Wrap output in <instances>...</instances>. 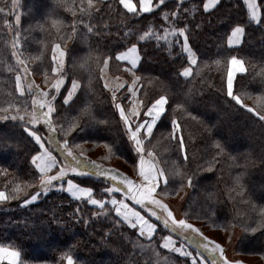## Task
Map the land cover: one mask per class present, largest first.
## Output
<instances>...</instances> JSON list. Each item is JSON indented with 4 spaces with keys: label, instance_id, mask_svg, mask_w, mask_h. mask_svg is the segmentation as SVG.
<instances>
[{
    "label": "trees",
    "instance_id": "obj_1",
    "mask_svg": "<svg viewBox=\"0 0 264 264\" xmlns=\"http://www.w3.org/2000/svg\"><path fill=\"white\" fill-rule=\"evenodd\" d=\"M203 2L165 0L153 12L133 16L119 0H92L91 6L88 0H63V6L61 0H0V116L32 112L34 94L25 87L21 92L16 77L48 79L51 85L56 78L51 71L52 52L60 44L67 52L61 92L66 95L72 80L80 87L69 104H63L61 97L57 102L61 116L52 117L57 139L67 138L74 153L83 151L88 157L104 147L101 164L109 168L112 161L132 166L129 145L121 140L123 125L118 112H113L101 68L108 60L112 75L128 77L127 64L118 61L115 53L137 44L141 60L134 71L141 84L139 98L150 103L161 95L168 97L165 117L181 125L184 137L187 159L177 149L171 127L156 129L148 143L171 175L167 189L178 194L191 176L194 191L184 206L186 220H201L224 231L231 223L242 231L236 247L239 254L264 260V227H258L264 213V122L248 110L264 115V6L257 23L248 14L245 0H220L208 12ZM177 3H181V19L193 22L188 35L198 50L195 66L186 62L177 43L182 37L158 38L169 28L163 13L176 11ZM194 23L200 27L193 30ZM236 24L245 28V34L241 45L233 47L227 44V35ZM146 31L150 35L141 40ZM232 55L245 63L246 71L236 77L234 95H240L248 108L224 99L219 91L226 78L225 58L230 60ZM185 67L192 68L189 77L182 75ZM28 127L24 120H0V191L10 196L19 189L16 199L0 201V245L20 251L23 264H67L68 255L74 264H154L141 252L145 238L137 229L127 222L115 224L118 217L110 205L102 209L87 199H74L66 191V181L63 189L41 192L37 201L22 204L39 188L38 176L33 175L38 169L31 163L32 149L38 145ZM65 129H71L67 137ZM237 176L242 178L240 185ZM70 178L82 187H92L97 199L110 197L102 195L111 185L104 177ZM157 198L162 199L160 194ZM176 262L190 264L182 258Z\"/></svg>",
    "mask_w": 264,
    "mask_h": 264
},
{
    "label": "snow or ice",
    "instance_id": "obj_2",
    "mask_svg": "<svg viewBox=\"0 0 264 264\" xmlns=\"http://www.w3.org/2000/svg\"><path fill=\"white\" fill-rule=\"evenodd\" d=\"M89 6L92 5V0H88ZM119 3L133 16L137 12L141 13H151L154 8H158L160 5L165 4V0H157L154 4L153 0H138L139 7L132 3V0H119ZM182 3V0H181ZM181 3L176 4V11L164 12L163 20L168 22L169 28L163 29L162 39H167L168 35L171 34L176 37H182V42L177 39V43L184 54H186V62L190 63L191 66L197 65V55L198 50L189 43L188 28L189 24H192V20L185 22L181 19ZM220 3V0H206L202 3L203 10L208 12V10L215 8ZM247 4L248 14L250 17L260 22V17L258 10L264 6V0L261 3H257V0H245ZM61 6H63V0H61ZM195 8V5H193ZM2 11V9H0ZM189 10L184 9L187 13ZM171 17V19H170ZM20 17L16 16V23H19ZM83 23V20L80 21ZM183 24V26H178ZM200 23L193 24V30L199 28ZM91 31V27H89ZM73 33H75V28H73ZM152 35H157L156 33H151ZM245 34V28L240 24L231 27L230 35H227L228 45H240ZM150 35L149 32H144L140 37L144 40ZM15 47V45L13 46ZM67 52L61 47L60 44H56L52 52V61L54 66L51 71L56 73L54 83L51 84V92H45L39 89L38 86L33 88L32 84L28 85V88L36 92L40 99H33L32 103L34 106H38L39 112H37L36 107L29 114L30 124H43L47 126V129L53 135L45 141L43 136L40 134L41 129H36L33 131L31 127L28 128L30 135L34 138L36 145L38 147H33V155L31 157V163L35 169H38V173H34V177L38 176L39 188L30 195L28 199H24L22 204L24 206L29 205L31 202L37 201L41 192L47 193L54 188L63 189L65 181L67 183V191L72 197L83 200L87 198V202L93 206H100L104 208L106 203L110 202L112 209L114 210L117 219L114 223L119 225L127 222L132 229H139V235L144 236L147 234L149 237L157 229V224L152 222L146 213H150L151 217H155L157 221L162 222L165 229H170L175 232L177 226L180 229H187L193 233L197 234L194 242L196 244V249L199 250L197 254H193L192 251L187 250V248L181 244L180 247H175V241L172 236H167L164 238V247H173L175 252L181 253L184 257L191 258V264H233L232 261L228 259L225 255V248L214 239L210 240L204 233L193 224L188 223L185 219H178L173 210L163 202L162 199H158L157 188H160L161 193L165 192L169 185V177L165 175V170L161 168L156 163V157L154 153L147 152L145 148V141L153 137L154 129L158 128H168L171 127V135L174 136L176 140L177 149L181 152H185V143L183 134L180 133L181 125L176 120H171L169 123L165 117L166 108L168 105V97L161 95L154 102L145 103L135 99L136 96V83L133 81L132 87L126 89L124 93H121L118 98L116 95V90L111 91L110 104L114 105L113 112H118V118L123 123V128L121 129V140L129 145L128 148V160L132 163L134 173L138 168V177L133 180L129 176L123 175L115 169L106 168L102 165L97 164L93 160L85 159L83 151L79 153H74L72 147L69 144V140L64 138L59 140L54 135L56 133V127L52 119L53 115L58 118L61 116L59 108L61 105L57 104V97L60 96L63 104H68L69 101L76 94L79 84L76 80L71 81L70 88H66L64 93L61 92L62 87L65 85L64 76V63ZM112 57L110 56L109 59ZM115 58L118 61H125L130 64L129 71L135 75V68L139 61L141 60L140 52L138 51L137 44L132 43L130 47H126L125 50L115 53ZM20 65L24 64L23 60L19 61ZM226 64V78L222 79L220 82L219 91L224 93V99L231 98V102L235 104L242 105L244 108H248V105L243 104L240 95H234V79L237 73H243L246 71L245 63L243 59L238 58L236 55H232L230 60L225 58ZM25 73L28 71L27 68L24 69ZM192 74L191 67H185L183 69L182 75L184 77H189ZM139 79V77H137ZM17 82L21 80V76L16 77ZM108 87L107 83L104 85ZM120 88H124V84L119 85ZM24 88L21 87V92ZM127 93H131L129 96ZM132 103V107L126 111V104L128 102ZM142 106V107H141ZM180 107V105H177ZM250 112L255 113V116L259 118L260 121L264 122V115L261 112L256 111L254 108L248 109ZM19 112V108L16 110ZM143 111V115L141 112ZM25 120L23 115H13L9 117L8 115L0 116V120ZM71 129H65V137L69 134ZM149 143L151 141L149 140ZM55 145V149L51 146ZM113 145H109L111 148ZM217 148L221 145L217 144ZM147 156V158H146ZM185 159L187 156L185 154ZM55 170V171H54ZM70 174H76L77 176H101L108 179L111 184L110 187L102 190V195L111 194L110 201H106L104 198L97 199L93 194L94 189L92 187H82L80 183L74 182V178H68ZM241 177H236V183L241 184ZM192 177H188V183L191 185ZM19 189H14L10 196L6 195L5 191H0V201H6L9 198L16 199ZM117 194L121 198H117ZM130 201H134L135 205L141 206L144 211L138 210L134 207ZM77 212L79 209L76 210ZM99 215V213H96ZM258 227H264V213H262V219L258 224ZM251 231H255V228H251ZM185 239H188L185 237ZM208 253L211 256V260H206L202 253ZM21 252L16 250H10L7 247L0 245V260L7 259L10 264H23L20 260ZM67 264H74L73 257L71 255L67 256Z\"/></svg>",
    "mask_w": 264,
    "mask_h": 264
},
{
    "label": "rangeland",
    "instance_id": "obj_3",
    "mask_svg": "<svg viewBox=\"0 0 264 264\" xmlns=\"http://www.w3.org/2000/svg\"><path fill=\"white\" fill-rule=\"evenodd\" d=\"M231 46H233V47L236 46L237 47V45H231ZM197 60H198V57H197ZM53 66H54V62H53ZM110 71H111V69H110V61L106 60V62L104 63L103 67L101 68V80L103 82V85H105V83L108 82V79L110 78V74H109ZM53 74L55 76H57L56 73H53ZM238 74H240V73H237L236 77H237ZM236 77L234 79V84H235ZM27 79H28L27 81L25 79L24 80L22 79V80L19 81L20 91H21V87H25V89H29L28 85L32 84L33 88L38 86L39 89H41V90H43L45 92H51V87H50L51 85H48V82H47L48 79H46L45 82L33 80V79H30V78H27ZM24 82H25V84H24ZM23 84H24V86H23ZM79 87L77 89L76 94L78 93ZM63 88L64 87H62L61 90H63ZM105 88L111 93V91L107 87H105ZM30 91L34 94V98L35 99H40L39 95L36 92H34L32 90H30ZM124 92H125V90H121L120 92H117L116 93L117 97L119 98L121 93H124ZM76 94L69 101V103L74 99ZM127 94L129 96H131V93H127ZM139 94H140V91H139ZM139 97H140V95H139ZM135 99H136V96H135ZM59 100H60V96L57 97V102ZM33 107H36L37 112H39L38 106H34L33 105ZM131 107H132V103L129 101L126 104V111L128 109H130ZM165 108H166V106H165ZM29 114L30 113H28L25 116V120H24L25 122L29 121ZM141 114L143 115V111L141 112ZM121 123H122V121H121ZM28 124L30 125V127H31V129L33 131H35L38 128L41 129V131H43L41 133V135L43 136V138L45 139L46 142L50 138V136L53 135V134H51L48 131L47 126L43 124V121H41L40 124H35V125L30 124V123H28ZM122 125H123V123H122ZM155 131H156V129H154V133H155ZM179 131L181 133V128H180ZM54 135L56 136V133ZM56 138H57V136H56ZM149 140H152V137L149 138ZM149 140H146L145 141V145H144L146 150H147V152L154 153L155 157H156V163L161 168H163L165 170V168H164V166H163V164H162V162H161V160L159 158V154H156V152L153 149L149 148V144H148ZM153 142L156 143L154 140H153ZM53 146L55 147L54 144H53ZM104 151H106L104 147H98V148H96L94 150V152L92 154L90 153V157L84 155V158L85 159H89V160H93L97 164L102 165L101 164V159H102ZM182 154L184 155V158H185V152H182ZM146 158H147V156H146ZM109 165L111 167L110 169L119 170V171H121V173L123 175L129 176L133 180H136L137 177H138V168L136 169L135 174H133L134 173L133 165L132 166L122 165L121 161H112L111 163H109ZM102 166L106 167L107 165H105V163H103ZM106 168H109V166H107ZM165 175H167L169 177V179H170L171 175L168 174L166 171H165ZM71 176H77V175L76 174H70L68 178H70ZM66 191H67V186H66ZM193 191H194V188H193L192 182H191V185H189L188 180L186 182L185 188L183 190H181L178 194H175L174 190H170V189H167L165 192L160 193L161 192L160 188H157V193H159L161 195L163 202L165 204H167L173 210L174 215L178 219H185V220H186V217H185V214H184V206H185V203L187 202V200L189 199V197L193 194ZM167 193H169L171 196L169 197L167 195ZM110 197H111V194H110ZM110 197L108 199H105V200L106 201H110ZM117 198L118 199L121 198L119 194H117ZM74 199H76V198H74ZM130 203L134 207H136L138 210H141L138 207V205H135L134 201H130ZM0 204H1V202H0ZM106 205H110V202L106 203L105 206ZM95 207L100 208V206H95ZM187 222L191 223L195 227L199 228L204 233V235L207 236L210 240L214 239L216 242L220 243L225 248V255L228 257V259L230 261L233 262V264H264V260L263 259L261 260L260 258H257V257H246L244 255L239 254V252L236 250V247H237L238 240H239V238L241 236L242 231L237 229V228H235L234 226H232L231 223L228 225L227 230L224 231L218 225L217 226L216 225H211V224H208L207 222H204V221H201V220H195L194 219V221H188L187 220ZM157 224L159 226L157 225V229L152 234L151 237H149L147 234H145L143 236L145 239H144V243L140 244L141 252L144 255H146L148 257L147 259L150 260L151 262H153L154 264H177V262H176L177 258H182V259L188 261L191 264V258L190 257L186 258L181 253L175 252L173 247L165 248L164 247V238L167 237V236H172L173 240L175 241V245H174L175 247H180L181 244H183L187 248V250L192 251L193 254H197V252L199 250L196 249V244L194 242H192L197 237V234L193 233V232H191L190 230H187V229H180L178 226H177V230L175 232H173L170 229H165L163 227L162 222L161 223H157ZM160 226L162 227V229L160 228ZM214 228H220V231L217 230V229H214ZM137 230L139 231L138 228H137ZM185 237H187L188 239H185ZM155 239H156V241H155ZM157 241H158V243H157ZM204 255L209 258V259H206V260H209V261L211 260V256L208 253H206Z\"/></svg>",
    "mask_w": 264,
    "mask_h": 264
},
{
    "label": "crops",
    "instance_id": "obj_4",
    "mask_svg": "<svg viewBox=\"0 0 264 264\" xmlns=\"http://www.w3.org/2000/svg\"><path fill=\"white\" fill-rule=\"evenodd\" d=\"M132 3L136 4L137 7H139L138 0H132ZM258 14H259V17H260V10H258ZM122 62H125V61H122ZM125 63L127 64V66L125 67L124 70L127 72L128 77L120 76V75H112L109 72L110 78L108 79V82H107V85H108L107 88L110 91L115 89L116 93H117V92H120L121 90H126V89L131 88L132 84H133V81H135V83H136V99L140 100V98H139V91H140V88H141L140 79H137L138 76L136 75V73H135V75H133V73L128 70L129 67H130V64L128 62H125ZM137 66H138V64H137ZM121 84H124L125 87L124 88H120L119 85H121ZM84 199H87V198L85 197ZM20 259H21V256H20ZM2 263H9L10 264V262L7 259L0 260V264H2Z\"/></svg>",
    "mask_w": 264,
    "mask_h": 264
}]
</instances>
